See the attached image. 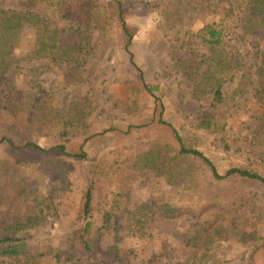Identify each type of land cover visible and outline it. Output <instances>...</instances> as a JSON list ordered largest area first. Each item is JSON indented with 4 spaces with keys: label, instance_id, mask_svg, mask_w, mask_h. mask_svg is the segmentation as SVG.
Here are the masks:
<instances>
[{
    "label": "trees",
    "instance_id": "obj_1",
    "mask_svg": "<svg viewBox=\"0 0 264 264\" xmlns=\"http://www.w3.org/2000/svg\"><path fill=\"white\" fill-rule=\"evenodd\" d=\"M126 1L92 2L74 10L63 0L0 3V264H44L47 258L70 264H131L128 251L116 244L103 247L105 236L131 226L143 244L153 236L151 226L157 219L191 224L180 238L189 250L178 264H232L235 259L222 252L229 243L237 246V264H254L249 252L264 247V237L247 230L251 218L242 208L246 198L231 181L243 178L264 186L263 174L236 165L221 173L202 151L188 147L182 134L186 126L178 129L166 119L165 87L156 74L138 68L135 116L128 124L111 122L100 131L88 121L92 112L88 96L79 95L63 108L41 100L46 88L40 77L46 75L51 62L65 64L66 74L80 79V70L90 62L102 65L117 50L130 53L136 30L127 24ZM166 2L164 18L171 24L166 36L172 65L187 83L188 93L200 102L199 110L191 117L189 113L186 123L196 130L222 133L240 94L250 92L258 105L248 114L256 122L257 141L264 142V0ZM52 14L76 24L71 29L77 33V47L61 41L64 30L51 20ZM193 15L204 20L198 30L187 24ZM29 32L35 34L34 47L16 60L10 49ZM245 38L248 42L241 49ZM188 41L200 47L181 56ZM16 61L27 65L11 69ZM24 70L28 73L25 86L20 77ZM237 80L238 87L225 89L227 83ZM141 95L152 105L144 104ZM219 118L224 123L218 130ZM137 131L156 132L158 137L174 135L178 149L174 154L156 150L135 153L123 147L113 160L99 156L108 133L119 137ZM53 135L60 144L46 147L40 143ZM223 141L231 150L227 138ZM189 161L204 172L197 181L187 176L184 164ZM40 172L54 178L53 189L37 188L33 175ZM140 174L160 193L166 188L199 194L204 196V205H186L162 193L153 203L137 206L126 184L128 178ZM65 188L81 191L78 217L82 226L55 242L50 226L52 219L60 216L57 191ZM94 188L101 192L99 220Z\"/></svg>",
    "mask_w": 264,
    "mask_h": 264
},
{
    "label": "rangeland",
    "instance_id": "obj_2",
    "mask_svg": "<svg viewBox=\"0 0 264 264\" xmlns=\"http://www.w3.org/2000/svg\"><path fill=\"white\" fill-rule=\"evenodd\" d=\"M26 0H0V3H25ZM72 10L76 6H83L96 2L102 3L104 0H63ZM166 0H127L125 3V18L128 26L136 30V36L133 45L130 47V53L126 50H117L110 53V57L103 61L102 65H94L90 62L88 66L81 69L82 78H74L66 74L68 67L65 64L51 62V68L46 75H42L41 83L46 88L41 100L43 102L63 108L69 102L79 95L88 96L92 100V112L88 121L93 127L100 131L104 126L111 122L128 124L135 116L134 102L138 99L135 92V84L139 82V70L151 71L163 81L165 93L163 98L166 105V119L172 122L180 129L185 125V142L188 147L197 148L207 157L214 161L219 167L221 173H224L231 166L246 167L260 172L264 176V142L259 143L256 134L255 120L253 121L248 114V110L255 108L257 100L253 93L243 92L239 96L238 105L232 110L233 115L229 119L226 130L222 133H209L203 130H196L192 123H186L187 116L195 114L200 107V102L192 98L188 93L187 83L182 81L181 75L172 65L171 45L166 36L170 23L164 18L166 13ZM51 20L59 24L60 29L64 30L61 34V41L73 47L78 46L77 33L65 20L49 15ZM202 18L195 15L187 22L193 29L198 30L203 24ZM234 23H236L234 21ZM64 27V28H63ZM238 32L240 30L238 29ZM235 35L238 38L239 33ZM241 42L248 41L247 38ZM35 43V34L29 32L24 35L18 45L10 49V54L16 60L25 56L33 49ZM199 44L194 41H188L181 56L195 53ZM109 55V54H108ZM183 61V60H181ZM134 62V63H133ZM26 66L27 64L17 62L11 69H16L17 65ZM29 67L31 65H28ZM90 74V76H89ZM27 70H24L20 77L24 80V86L28 84ZM238 80L226 84L225 89L234 90L238 87ZM141 101L152 105L148 97H139ZM256 109V108H255ZM259 109V108H258ZM225 118V116L223 117ZM219 118L218 130L223 126L224 120ZM252 121L254 123H252ZM232 146L231 150L224 147L226 139ZM239 141L234 142V140ZM40 143L46 147L56 146L61 140L53 135L42 138ZM126 147L128 151H166L174 154L178 149V140L174 135L167 137H158L156 132L137 131L131 136L116 137L113 134H107V144L103 145L98 154L107 160H113L119 154L120 150ZM238 152H234V151ZM72 161V158L69 159ZM73 163V162H72ZM189 179L197 181L204 175L202 168L193 162L184 164ZM74 173L78 174L76 171ZM35 184L39 189H53L54 178L44 173H35L33 175ZM235 189L243 191L246 198L245 205L242 207L246 214L250 216L251 226L247 230H255L259 236L264 237V186H259L243 178H233L231 181ZM128 187L132 191V203L137 206L153 203V199L159 194L173 198L180 202H186V205L202 207L205 199L202 195L194 193H184L180 190L164 191L160 193L158 187H154L153 182L146 175H134L127 179ZM94 201L96 206V216L99 220V211L101 208V192L94 188ZM93 189V190H94ZM60 216L52 219L50 234L57 242L58 239L66 233L77 232L82 221L78 217L80 206L81 191L79 188H65L57 191L56 195ZM186 220H163L157 219L152 222L151 239L146 243H139L136 237V229L131 226L125 227L122 231L107 234L103 240V247L116 244L123 251H128V259L131 264H178L181 258L188 253V246L184 245L180 238L190 228ZM131 250V251H129ZM237 246L229 243L224 246L222 252L230 259H235L232 264H237L236 252ZM249 257L254 264H264V247L252 249ZM251 251V250H249ZM44 264H70L69 262H58L55 259L47 258Z\"/></svg>",
    "mask_w": 264,
    "mask_h": 264
}]
</instances>
